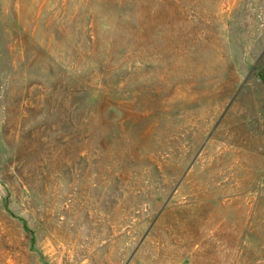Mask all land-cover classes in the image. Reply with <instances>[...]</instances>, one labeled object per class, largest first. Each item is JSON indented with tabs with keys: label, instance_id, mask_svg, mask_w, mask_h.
<instances>
[{
	"label": "rangeland",
	"instance_id": "1",
	"mask_svg": "<svg viewBox=\"0 0 264 264\" xmlns=\"http://www.w3.org/2000/svg\"><path fill=\"white\" fill-rule=\"evenodd\" d=\"M0 264H264V0H0Z\"/></svg>",
	"mask_w": 264,
	"mask_h": 264
}]
</instances>
